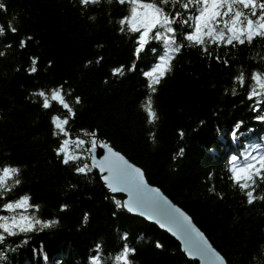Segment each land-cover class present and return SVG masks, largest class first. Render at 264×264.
I'll use <instances>...</instances> for the list:
<instances>
[{
	"label": "trees",
	"instance_id": "1",
	"mask_svg": "<svg viewBox=\"0 0 264 264\" xmlns=\"http://www.w3.org/2000/svg\"><path fill=\"white\" fill-rule=\"evenodd\" d=\"M0 2L8 9L0 11V23L15 16L18 28L17 34L0 37V51L6 52L0 57V163L16 165L21 172V183L8 199L26 194L39 206L38 211L30 208L29 215L59 221L8 238L0 245V264H88L97 243L111 253L125 232L136 247L135 264H198L186 257L178 241L145 219L126 211L114 216L117 210L105 200L108 192L96 170L77 175L57 158L51 117L63 110H43L32 93L64 81L65 91L74 90L69 100L77 95L83 100L76 106L74 132L98 130L101 140L142 167L151 184L193 217L229 264H264V202H244L228 171L232 155L250 144L264 145V122L255 118L256 105L246 98L249 89L233 82L243 71L251 83V72L264 70V39L243 46L210 45L209 51L227 60V66L199 47L184 48L153 94L158 120L149 124L144 110L149 90L142 75L147 65L134 56L132 38L118 25L127 5L104 0L84 11L77 0ZM28 36L33 39L20 48L19 41ZM8 43L11 49L4 47ZM30 57L39 58L37 74L29 75ZM133 65L135 71H130ZM120 66L123 74L113 76L112 69ZM240 121L238 139H233ZM180 148L185 149L182 156ZM262 190L264 185L258 194ZM64 204L67 209L61 211ZM157 240L164 244L162 250L154 247Z\"/></svg>",
	"mask_w": 264,
	"mask_h": 264
},
{
	"label": "snow or ice",
	"instance_id": "2",
	"mask_svg": "<svg viewBox=\"0 0 264 264\" xmlns=\"http://www.w3.org/2000/svg\"><path fill=\"white\" fill-rule=\"evenodd\" d=\"M80 8L87 11L89 6L100 5L104 0H77ZM113 0H107L111 4ZM121 6H128V13L118 20L121 33H127L133 40L134 56L145 61L147 70L142 72L149 90L144 110L148 123L155 124L158 113L154 110L153 94L156 93L161 81L172 70L173 61L186 47H199L208 58H214L218 63L228 65L227 60H221L219 55L209 51L210 45L235 46L251 45L257 39H264V0H116ZM0 11L7 13L5 3L0 2ZM94 20V16H89ZM14 16L7 24L0 23V37L9 32L18 33ZM33 37L19 41L20 48H26ZM11 49V43L5 44ZM6 56L0 51V57ZM100 57L96 63H100ZM29 75L39 71L38 57H30ZM89 64L92 61L88 62ZM87 66V65H86ZM51 67V62H49ZM130 71H135L133 65ZM19 71V69H17ZM124 66L112 69V75H122ZM248 83L243 71L234 77V84L247 87V99L256 105L252 111L256 119L264 122V70H253ZM68 81L51 88H41L33 92L43 110H52L56 106L63 110V115L54 114L51 117L52 135L58 141L53 149L60 162L72 167L77 175L89 176L93 170L99 174L108 195L105 200H111L115 205V216L119 211L145 218L154 222L160 229L171 233L181 245V251L190 259H199L200 264H229L228 259L214 246L209 237L193 222V217L177 206L161 190L154 187L147 179L142 167L131 162L126 154L116 150L113 144L100 139L98 130L80 129L74 132L77 118L76 106L82 105V97H73V91H65ZM232 94H236L235 88ZM203 125L204 121H200ZM243 121L237 123L231 132L233 139H238V132ZM252 131V129H249ZM178 135L183 138L185 132L181 129ZM155 139V133H151ZM98 150H103L102 153ZM185 149L180 148L183 155ZM102 157V158H101ZM229 179L238 187L244 197V202L254 205L257 201L264 202V190L258 194L264 185V145H249L242 153L232 155L228 159ZM20 168L11 163H0V200L4 201L0 211L10 215H0V245H5L10 237L19 234L51 228L59 223L56 219L42 220L36 215H29L28 210L39 209L38 205L30 203L31 197L24 194L19 198L8 199V194L18 186ZM124 194L126 199L116 198ZM222 198V197H221ZM67 205H61V211ZM19 210V212H18ZM88 221V213L84 214V222ZM27 243V241H24ZM154 247L158 250L164 244L157 240ZM105 244L97 243L88 257V264H135L132 259L136 255V247L129 242L128 233L119 237L116 248L111 253L104 252ZM3 257H0L2 259Z\"/></svg>",
	"mask_w": 264,
	"mask_h": 264
},
{
	"label": "water",
	"instance_id": "3",
	"mask_svg": "<svg viewBox=\"0 0 264 264\" xmlns=\"http://www.w3.org/2000/svg\"><path fill=\"white\" fill-rule=\"evenodd\" d=\"M117 150V149H116ZM98 151H100L101 153H102V151L103 150H98ZM123 154V153H122ZM102 158V157H101ZM132 162V161H131ZM138 166V165H137ZM154 187H158V186H156V185H154V184H152ZM117 195H121V196H123V199H126V196L124 195V194H117ZM170 199V198H169ZM172 200V199H171ZM173 201V200H172ZM174 202V201H173ZM175 203V202H174ZM177 206H179V207H181L180 205H178L177 203H175ZM182 208V207H181ZM183 209V208H182ZM184 211H186L185 209H183ZM187 212V211H186ZM188 213V212H187ZM189 214V213H188ZM190 215V214H189ZM135 216H137V215H135ZM139 217V216H138ZM141 218H143V217H141ZM143 219H145V218H143ZM146 220V219H145ZM147 221V220H146ZM148 223H150V224H152V225H155V226H157L158 228H159V226L158 225H156L154 222H151V221H147ZM193 222L195 223V221H194V219H193ZM196 224V223H195ZM197 225V224H196ZM197 227H199L198 225H197ZM200 228V227H199ZM160 229V228H159ZM201 229V228H200ZM162 231H164V232H166L167 234H169L171 237H173L172 235H171V233H169V232H167L166 230H164V229H161ZM202 230V229H201ZM204 232V231H203ZM174 239H175V237H173ZM176 240V239H175ZM177 241V240H176ZM211 241V240H210ZM178 243H179V241H178ZM180 244V243H179ZM180 247H181V245H180ZM187 257V256H186ZM188 258V257H187ZM189 259V258H188ZM194 261H197L198 262V264H200V261H199V259H197V260H194Z\"/></svg>",
	"mask_w": 264,
	"mask_h": 264
}]
</instances>
